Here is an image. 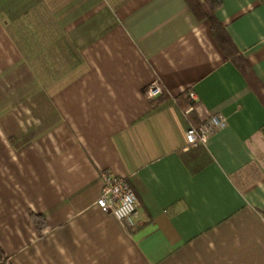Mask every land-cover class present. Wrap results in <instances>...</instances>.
Masks as SVG:
<instances>
[{
    "label": "crops",
    "instance_id": "obj_1",
    "mask_svg": "<svg viewBox=\"0 0 264 264\" xmlns=\"http://www.w3.org/2000/svg\"><path fill=\"white\" fill-rule=\"evenodd\" d=\"M215 15L246 69L184 0H0L11 264H264V0H220ZM211 113L226 126L187 147ZM101 170L133 189L132 226L95 204Z\"/></svg>",
    "mask_w": 264,
    "mask_h": 264
},
{
    "label": "built area",
    "instance_id": "obj_2",
    "mask_svg": "<svg viewBox=\"0 0 264 264\" xmlns=\"http://www.w3.org/2000/svg\"><path fill=\"white\" fill-rule=\"evenodd\" d=\"M162 87L158 81L153 80L143 88L146 98L152 99L160 95ZM188 107L185 113L193 111L198 103V97L192 89L186 92ZM226 126V119L220 113H211L197 124H190L184 130V138L187 147L205 145L208 138ZM101 190L95 200V204L104 212L110 213L117 220L128 226L133 225V219L137 213L136 197L127 179L113 174L107 170H101L99 174Z\"/></svg>",
    "mask_w": 264,
    "mask_h": 264
},
{
    "label": "trees",
    "instance_id": "obj_3",
    "mask_svg": "<svg viewBox=\"0 0 264 264\" xmlns=\"http://www.w3.org/2000/svg\"><path fill=\"white\" fill-rule=\"evenodd\" d=\"M186 5L193 12L195 17L199 20L206 19L210 24V31L214 39L217 41L220 48L224 51L225 55L231 58L235 64L243 70L247 68L245 58L240 56L232 44L230 38L225 33L220 25L215 12L220 6V0H184ZM180 99V100H179ZM178 101L183 102V107L187 108L188 102L185 100V94ZM190 111L188 114H191ZM34 221L38 222L37 216H34ZM0 264H11L7 257L0 249Z\"/></svg>",
    "mask_w": 264,
    "mask_h": 264
}]
</instances>
